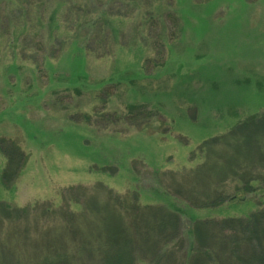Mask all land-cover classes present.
<instances>
[{
	"label": "rangeland",
	"instance_id": "rangeland-1",
	"mask_svg": "<svg viewBox=\"0 0 264 264\" xmlns=\"http://www.w3.org/2000/svg\"><path fill=\"white\" fill-rule=\"evenodd\" d=\"M151 15L154 27L141 7L79 33L57 18L46 52L1 31V237L27 226L15 228L14 210H30L39 242L63 223L47 211L70 199L74 214L75 202L102 207L107 191L127 205L162 202L183 180L173 173L202 163L205 141L264 113V0H158ZM6 172H16L11 181ZM263 193L186 215L244 216Z\"/></svg>",
	"mask_w": 264,
	"mask_h": 264
},
{
	"label": "trees",
	"instance_id": "trees-1",
	"mask_svg": "<svg viewBox=\"0 0 264 264\" xmlns=\"http://www.w3.org/2000/svg\"><path fill=\"white\" fill-rule=\"evenodd\" d=\"M157 1L0 0V35L5 29L3 34L11 42L25 37V42L29 39L35 49L46 52V42L53 43L57 34V18L71 32H92L142 7L154 27L151 13ZM19 28L28 34H18ZM198 152L202 163L181 176L173 173L174 180H183L164 189L162 202L141 205L138 197L127 205L107 191L102 207L97 202H75L83 210L74 214L73 201H64V213L47 211L62 217V225L54 226L58 233L43 234L40 243L29 238L30 210H14V224L27 226L12 229L19 233L16 236L0 235V264H264L263 202L244 216L192 219L186 215V211L218 209L240 196L246 200L264 191V113L253 114L226 134L205 141ZM15 173L4 176L11 181ZM31 243L38 252L23 251Z\"/></svg>",
	"mask_w": 264,
	"mask_h": 264
}]
</instances>
